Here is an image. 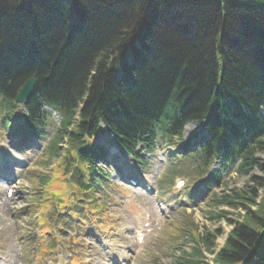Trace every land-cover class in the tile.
<instances>
[{"label":"trees","instance_id":"16d2710c","mask_svg":"<svg viewBox=\"0 0 264 264\" xmlns=\"http://www.w3.org/2000/svg\"><path fill=\"white\" fill-rule=\"evenodd\" d=\"M30 77L37 83L25 104L28 128L41 134L51 117L46 107L61 119L46 154V164L58 158L53 176L41 180L45 208L82 199L104 211L96 194L110 178L98 168L100 132L141 163L157 138L204 121L209 139L193 161L203 172L217 159L237 164L240 174L264 171L257 156L264 152V0H0L1 113L15 115ZM252 179L264 186V177ZM60 181L71 185L67 195ZM258 198L243 189L216 200L250 204L215 264H264V195ZM195 229V247L172 264H209L202 246L219 229L205 241Z\"/></svg>","mask_w":264,"mask_h":264},{"label":"rangeland","instance_id":"374dc122","mask_svg":"<svg viewBox=\"0 0 264 264\" xmlns=\"http://www.w3.org/2000/svg\"><path fill=\"white\" fill-rule=\"evenodd\" d=\"M25 113L26 110L18 106L16 125L12 127L9 126L8 119V125L5 124L7 126L0 119V146L5 149L3 157H0V173L12 178L8 185L0 184L4 186V191L12 188L14 192L12 198H6L4 194L1 195L0 190V264H75V255H83V264H116L112 260L125 259L128 261L123 263L127 264H172L180 251H192L196 245L191 240V225H194L197 234L203 236L204 241L208 234H214L219 229L214 243L206 241L202 246L209 264H215V254L222 248L235 225L242 221L241 215L248 213L246 207L250 204L248 201L238 200L240 204L237 206H225L217 204L216 200L223 194L233 195L243 189H256L259 193L258 200L264 195V186L260 181L252 179L254 175L264 177L263 170L255 169L244 175L235 171L230 162H216L212 169L219 170V177L208 174L197 176L203 168L192 164L195 159L191 154L178 156L173 142H164V145L158 143L153 153L146 154L147 167H144V172L128 163L114 168L117 157L113 156V138L109 133H100L95 138V143L105 147L106 162L108 165L112 164L114 169L111 176L115 177L113 183L102 188L99 194L102 197L100 199L106 203L105 215L100 219L105 221V226L98 229L94 222L80 224L77 217L71 218L67 212L60 218L56 214L59 210L46 208L41 211L40 207L45 194L41 180L44 175H52L53 164L58 160L54 157L51 163L46 164V154L53 143L59 118L54 111L50 112L53 116L47 121L43 133L39 138H34L29 131L25 132ZM198 125L190 123L185 127L182 133L184 140L195 134ZM19 127L24 129V138L16 140L20 146H14L13 136H18L20 131L16 128ZM26 142H29L28 148H25V144H28ZM60 146L63 149L67 144L63 142ZM257 156L264 162V152H259ZM123 157L130 158L126 154ZM110 159L114 161L111 162ZM163 160H167L168 164L164 165ZM170 170L177 174L172 176ZM121 175L135 179L139 175V184L133 186ZM176 178L186 180L183 190L177 192L173 190L174 181L172 184V179ZM146 185L153 187L150 195L144 191ZM249 195L250 192L245 196ZM72 209L77 210L75 207ZM79 210L80 208L77 211ZM43 213L50 227L60 220L64 223L63 220L70 217L66 219L70 233L63 232L48 239L50 232L42 233L39 225V218ZM258 214L264 216V211L260 210ZM144 222L151 223L152 230L148 233L145 244L140 246L136 242L135 232L141 229ZM95 232L107 241L111 255L101 248L94 237ZM179 233L183 235L179 236ZM52 240H55L54 243ZM49 245L54 249L41 258V248ZM124 246L128 249L123 250L121 247ZM209 251H214L215 254ZM70 253L73 254V259L69 258Z\"/></svg>","mask_w":264,"mask_h":264},{"label":"water","instance_id":"95a60500","mask_svg":"<svg viewBox=\"0 0 264 264\" xmlns=\"http://www.w3.org/2000/svg\"><path fill=\"white\" fill-rule=\"evenodd\" d=\"M36 80L34 78L29 79L21 91L19 92L16 102L17 103H24L27 97L32 93L34 86H35Z\"/></svg>","mask_w":264,"mask_h":264},{"label":"bare ground","instance_id":"6f19581e","mask_svg":"<svg viewBox=\"0 0 264 264\" xmlns=\"http://www.w3.org/2000/svg\"><path fill=\"white\" fill-rule=\"evenodd\" d=\"M30 78H31V77H30ZM32 78H35V77H32ZM201 123L203 124V126H205V122H204V121H202ZM205 128H206V127H205ZM114 148H115V149L113 150V153L117 155L118 153H116V151H117L118 147L115 146ZM116 148H117V149H116Z\"/></svg>","mask_w":264,"mask_h":264}]
</instances>
